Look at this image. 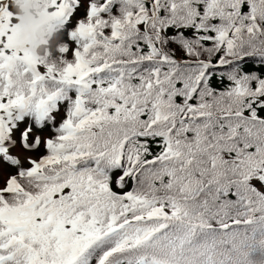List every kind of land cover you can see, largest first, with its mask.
I'll list each match as a JSON object with an SVG mask.
<instances>
[{
	"label": "snow or ice",
	"instance_id": "snow-or-ice-1",
	"mask_svg": "<svg viewBox=\"0 0 264 264\" xmlns=\"http://www.w3.org/2000/svg\"><path fill=\"white\" fill-rule=\"evenodd\" d=\"M46 5L59 67L0 2V264H264V0Z\"/></svg>",
	"mask_w": 264,
	"mask_h": 264
},
{
	"label": "clouds",
	"instance_id": "clouds-1",
	"mask_svg": "<svg viewBox=\"0 0 264 264\" xmlns=\"http://www.w3.org/2000/svg\"><path fill=\"white\" fill-rule=\"evenodd\" d=\"M17 26V43L37 61L60 66L59 22L46 0H8Z\"/></svg>",
	"mask_w": 264,
	"mask_h": 264
},
{
	"label": "trees",
	"instance_id": "trees-1",
	"mask_svg": "<svg viewBox=\"0 0 264 264\" xmlns=\"http://www.w3.org/2000/svg\"><path fill=\"white\" fill-rule=\"evenodd\" d=\"M69 31L70 29H68L65 24H59L58 38L63 42L62 47L72 46L74 50V41H71L69 39V36H68ZM65 58L72 59L73 57H72L71 52L68 53ZM249 67H254V65H249Z\"/></svg>",
	"mask_w": 264,
	"mask_h": 264
},
{
	"label": "rangeland",
	"instance_id": "rangeland-1",
	"mask_svg": "<svg viewBox=\"0 0 264 264\" xmlns=\"http://www.w3.org/2000/svg\"><path fill=\"white\" fill-rule=\"evenodd\" d=\"M0 2H3V0H1ZM42 70V69H41Z\"/></svg>",
	"mask_w": 264,
	"mask_h": 264
}]
</instances>
